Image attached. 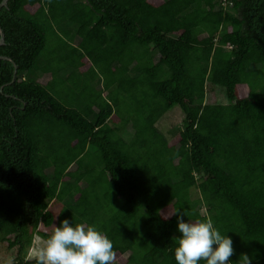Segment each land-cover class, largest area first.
Returning a JSON list of instances; mask_svg holds the SVG:
<instances>
[{"label":"trees","instance_id":"trees-1","mask_svg":"<svg viewBox=\"0 0 264 264\" xmlns=\"http://www.w3.org/2000/svg\"><path fill=\"white\" fill-rule=\"evenodd\" d=\"M0 27L14 264H40L27 251L53 202L57 224L106 234L112 264H177V210L227 233L233 262L264 264V0H9ZM216 88L227 105L208 102ZM175 107L185 127L169 141L157 123Z\"/></svg>","mask_w":264,"mask_h":264},{"label":"clouds","instance_id":"clouds-1","mask_svg":"<svg viewBox=\"0 0 264 264\" xmlns=\"http://www.w3.org/2000/svg\"><path fill=\"white\" fill-rule=\"evenodd\" d=\"M177 232L174 258L177 264H253L254 257L240 254L237 261L233 241L214 226L211 219L190 221L177 210ZM111 240L94 225H73L68 219L54 227L40 250V264H112Z\"/></svg>","mask_w":264,"mask_h":264},{"label":"rangeland","instance_id":"rangeland-1","mask_svg":"<svg viewBox=\"0 0 264 264\" xmlns=\"http://www.w3.org/2000/svg\"><path fill=\"white\" fill-rule=\"evenodd\" d=\"M208 102L214 104L227 105L228 100L225 90L222 88H216L214 92H212L211 95H209ZM183 120H184V114L182 110L179 107H175L171 111H169L162 119H160V121L157 123V128L166 136V138L169 141H173V139L177 135V132L179 130H183L185 127ZM114 121L116 122L117 119L114 118ZM133 134H134V130L132 126L129 125L128 128L126 129L125 137H127V140H130ZM193 198L197 199L199 198V195L197 193H193ZM51 207L54 215L56 216L55 223L51 228L40 226L37 232L34 233L32 244L29 246L27 251V256L29 259H34V258L40 259V250L46 244V240H44L40 236V233L38 232L51 233L57 224L56 223L57 217L63 206L62 204L53 202L51 204ZM204 212L205 211L202 210V214H205ZM15 261H16V254L14 250H10L8 251V253H6V251H4V248L0 247V264H14ZM112 263L114 262L112 261Z\"/></svg>","mask_w":264,"mask_h":264},{"label":"water","instance_id":"water-1","mask_svg":"<svg viewBox=\"0 0 264 264\" xmlns=\"http://www.w3.org/2000/svg\"><path fill=\"white\" fill-rule=\"evenodd\" d=\"M8 1L9 0H3V2L0 4V9L2 8V7H4V6H6L7 5V3H8ZM0 34H1V39H0V46L1 45H3L4 44V33H3V31H2V29H1V27H0ZM2 58V57H1ZM4 59H8V58H4ZM8 60H10V59H8ZM17 68V67H16Z\"/></svg>","mask_w":264,"mask_h":264}]
</instances>
